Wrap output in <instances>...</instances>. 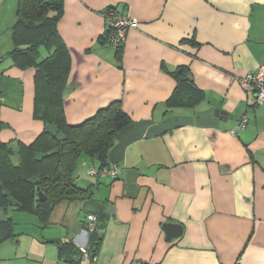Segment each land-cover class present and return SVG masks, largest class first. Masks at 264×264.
<instances>
[{
  "label": "crops",
  "instance_id": "1",
  "mask_svg": "<svg viewBox=\"0 0 264 264\" xmlns=\"http://www.w3.org/2000/svg\"><path fill=\"white\" fill-rule=\"evenodd\" d=\"M63 6L57 30L71 58L66 119L78 124L121 99L132 123L108 161L122 170L97 180L87 168L100 163L82 157L76 178L92 189L90 198L60 203L46 223L12 209L17 237L0 246V264H91L78 261L77 250L89 243V212L104 229L94 264H264V107L239 82L264 64V0ZM110 7L139 22L121 52L103 39ZM17 8L18 0H0V139L30 143L44 124L33 115L36 69L9 57ZM179 66L204 93L195 105H168ZM243 115L247 126L231 134ZM166 223L180 224L181 235L167 240ZM65 242L73 244L72 260L59 257Z\"/></svg>",
  "mask_w": 264,
  "mask_h": 264
},
{
  "label": "trees",
  "instance_id": "2",
  "mask_svg": "<svg viewBox=\"0 0 264 264\" xmlns=\"http://www.w3.org/2000/svg\"><path fill=\"white\" fill-rule=\"evenodd\" d=\"M63 7V0H18L17 22L13 28L15 49L9 57L20 68L36 69L33 115L43 122L44 128L30 143L0 139V210L5 213V216L0 215V246L17 237L13 218L8 216L11 209L34 215L46 223L60 203L92 196L90 187L83 188L77 183L76 170L82 157L100 163L87 168V173L97 180L116 179L122 170L116 162L108 161L119 133L132 123L121 99L112 101L78 124H70L66 119L64 93L71 58L57 30ZM110 32L108 28L104 42L109 43ZM123 46L116 48L121 52ZM172 75L177 87L168 105H195L204 98L203 91L189 77L187 66L177 67ZM3 126L0 124V130ZM10 147L14 154L9 151ZM112 165L119 169L114 176L102 177L90 172L91 169H109ZM40 191L45 195L44 200L39 199ZM90 213L94 212L87 214L85 229ZM103 232L97 214L87 245L91 264L99 256ZM72 246L70 242L60 244L59 257L72 260L69 254ZM77 250L78 261L85 260L80 248Z\"/></svg>",
  "mask_w": 264,
  "mask_h": 264
},
{
  "label": "built area",
  "instance_id": "3",
  "mask_svg": "<svg viewBox=\"0 0 264 264\" xmlns=\"http://www.w3.org/2000/svg\"><path fill=\"white\" fill-rule=\"evenodd\" d=\"M103 15L109 23L108 28L111 29L108 41L115 47L125 44L128 33L131 30L138 29L139 27V22L137 20L119 11L116 7H110L104 10ZM239 82L245 92L252 93L253 105L256 107H264V64H260L256 71L249 72L242 76ZM247 122L248 118L243 115L237 126L230 130V133L238 134L247 126ZM90 172L102 177L105 175L114 176L119 172V169L115 165H112V167L109 169H91ZM88 221L87 229H85L86 234H89L95 229L97 223V214L95 212L90 213L88 215ZM79 248L83 253L84 259L88 260L89 254L87 246L81 245Z\"/></svg>",
  "mask_w": 264,
  "mask_h": 264
},
{
  "label": "water",
  "instance_id": "4",
  "mask_svg": "<svg viewBox=\"0 0 264 264\" xmlns=\"http://www.w3.org/2000/svg\"><path fill=\"white\" fill-rule=\"evenodd\" d=\"M216 114L220 115H227L225 112H221L219 110L216 111ZM223 117V116H222ZM9 151L14 154L15 151L13 150L12 147L9 148ZM39 199L40 200H44L45 199V195L42 191L39 192ZM110 212L113 215V218L116 220V215L114 212V209L112 208V210H110ZM164 230L166 232V239L171 241L173 237H179L182 233V226L180 224H175V223H166L164 224Z\"/></svg>",
  "mask_w": 264,
  "mask_h": 264
},
{
  "label": "rangeland",
  "instance_id": "5",
  "mask_svg": "<svg viewBox=\"0 0 264 264\" xmlns=\"http://www.w3.org/2000/svg\"><path fill=\"white\" fill-rule=\"evenodd\" d=\"M11 212H12V209L9 211V213L11 214ZM0 215L5 216V213L0 210ZM18 225H23V224H18Z\"/></svg>",
  "mask_w": 264,
  "mask_h": 264
}]
</instances>
